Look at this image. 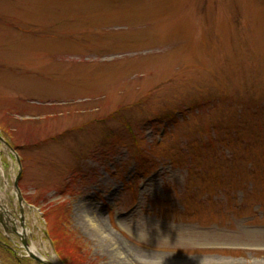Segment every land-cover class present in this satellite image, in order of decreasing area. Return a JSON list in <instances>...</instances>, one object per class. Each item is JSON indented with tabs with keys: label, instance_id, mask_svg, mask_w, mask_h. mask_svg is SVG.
I'll list each match as a JSON object with an SVG mask.
<instances>
[{
	"label": "rangeland",
	"instance_id": "374dc122",
	"mask_svg": "<svg viewBox=\"0 0 264 264\" xmlns=\"http://www.w3.org/2000/svg\"><path fill=\"white\" fill-rule=\"evenodd\" d=\"M24 238L264 264V0H0V264Z\"/></svg>",
	"mask_w": 264,
	"mask_h": 264
},
{
	"label": "water",
	"instance_id": "95a60500",
	"mask_svg": "<svg viewBox=\"0 0 264 264\" xmlns=\"http://www.w3.org/2000/svg\"><path fill=\"white\" fill-rule=\"evenodd\" d=\"M20 174L18 176V179L20 177ZM16 187H18V180L16 181ZM22 221H23V218H22ZM23 243H24V246L27 249V251L30 253V256L35 258L39 263H41V264H55V263H53V262H51L49 260L44 259L43 257L39 256L37 253H35L33 250H31L30 247H29V242H28V240L26 238L23 239Z\"/></svg>",
	"mask_w": 264,
	"mask_h": 264
},
{
	"label": "bare ground",
	"instance_id": "6f19581e",
	"mask_svg": "<svg viewBox=\"0 0 264 264\" xmlns=\"http://www.w3.org/2000/svg\"><path fill=\"white\" fill-rule=\"evenodd\" d=\"M6 211V210H5ZM90 221L95 225V226H97V224L94 222V220L93 219H91L90 218ZM23 230H24V233H26V229H25V227H23ZM31 250H33L34 252H36L38 255H40V256H42L40 253H38L34 248L32 249V248H30ZM43 257V256H42ZM44 258V257H43Z\"/></svg>",
	"mask_w": 264,
	"mask_h": 264
},
{
	"label": "trees",
	"instance_id": "16d2710c",
	"mask_svg": "<svg viewBox=\"0 0 264 264\" xmlns=\"http://www.w3.org/2000/svg\"><path fill=\"white\" fill-rule=\"evenodd\" d=\"M79 255H80V254H78L77 256H79ZM79 257L82 258L81 255H80ZM75 258H76V257H75ZM20 262H21V261H20Z\"/></svg>",
	"mask_w": 264,
	"mask_h": 264
}]
</instances>
